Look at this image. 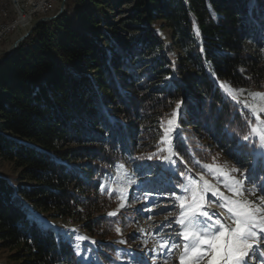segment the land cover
Here are the masks:
<instances>
[{
	"label": "trees",
	"instance_id": "trees-1",
	"mask_svg": "<svg viewBox=\"0 0 264 264\" xmlns=\"http://www.w3.org/2000/svg\"><path fill=\"white\" fill-rule=\"evenodd\" d=\"M122 1L67 0L0 61V159L19 170L0 174V248L16 264H114L106 240L135 212L110 216L100 179L178 104L173 145L186 166L211 148L264 181L257 138L236 151L256 121L220 87L264 90V0H134L112 19ZM45 212L81 222L97 238L93 260L37 219Z\"/></svg>",
	"mask_w": 264,
	"mask_h": 264
},
{
	"label": "rangeland",
	"instance_id": "rangeland-1",
	"mask_svg": "<svg viewBox=\"0 0 264 264\" xmlns=\"http://www.w3.org/2000/svg\"><path fill=\"white\" fill-rule=\"evenodd\" d=\"M0 2L4 3L0 4V7H10L7 0H0ZM133 4L134 0H123L110 13L111 18L116 20L124 18L123 16L126 17ZM58 8L59 6L55 9V12ZM55 12H51V14ZM37 18H33L31 25ZM31 25L21 28L12 36L11 34H3L4 39L0 38V45H4L5 40L11 36L8 39L9 42L6 44V47L10 46ZM227 87L236 95V102L240 104L246 102L249 106L264 107V100L254 97L256 93L264 95V90L252 91L245 87ZM224 92L227 94L225 89ZM247 110L250 112V108ZM178 113L179 109L176 107L174 109L170 108L167 113H163L159 118H156L143 133L139 132L134 152H126L127 164L116 163L113 173L100 179L98 186L99 193L105 194L110 199V201L107 200L104 204V208L108 207V213L116 212L119 215L120 212L130 207L135 212L133 216L126 218L127 221L131 222L130 224L125 222L123 226L117 225L116 229L119 228L120 231L117 232L116 230L115 235L106 240L108 243H114L115 253L110 252V255L113 256L112 261L114 264L123 263L120 258H122L123 254L126 255V253L135 256L139 264H165V262L167 264H178L182 245L180 248L174 250L171 255L161 249L159 245L162 237L167 239L170 233L172 234V238L175 239V234L179 230L175 224L170 229L166 225L179 215L178 208L174 210L171 207L172 201L169 197L171 191L180 192L179 187H174L181 180L179 176L180 172L184 173L183 181L185 185H187L190 177H199V174L203 173V178L212 183L214 187H221V190L225 191L226 195H231V193L223 189L221 183L223 178L221 177L220 181L216 180L215 173L204 168L206 164H215L224 168L230 175L236 176L231 172V162L225 155L213 152L210 148L207 151L210 155L209 161L192 158L193 162L190 167L185 166V163L176 162L177 156L174 152L173 142L179 132ZM260 116L261 119H264V113L260 114ZM170 120L172 121L171 124H169ZM99 126L104 130L108 129L106 123H99ZM256 138L259 144V137L256 136ZM72 141L67 140L64 143L72 144L74 142ZM203 145H207V143L204 141ZM259 151L257 147L255 153ZM164 157H168V160H171L172 163L169 164L167 160L163 159ZM262 160L264 161V153L262 154ZM117 169L119 170V177L116 175ZM18 172L19 170L14 169L9 162L0 159V174L6 175L11 180L18 176ZM255 183L260 184L257 180ZM248 186L244 185L245 189L253 187L251 182H249ZM101 187L105 191H101ZM259 195L258 191L255 194L245 191L244 195L238 198L258 203ZM122 203L124 207H120ZM80 208L78 207V209ZM208 210L219 212L227 217V212L214 203L210 204ZM169 212L171 215L168 214ZM48 213L51 212L38 213L37 219L44 221L45 224L57 228L59 232L65 234L64 237L70 241L75 253L79 252L77 255L80 259L85 261L93 260L92 250L97 246V238L90 235L81 227V222H78L73 217L64 220L58 217H51ZM228 223H231V221H228ZM144 228L149 229V237L143 235ZM64 230H68V232L64 233ZM77 236H84L87 239L85 241H78L76 239ZM260 244L261 246L256 249L253 258H248L247 264H264V240L260 241ZM10 255L11 252L9 250L0 248V264H16L11 260ZM123 261L125 264H135V261H132L129 255H126Z\"/></svg>",
	"mask_w": 264,
	"mask_h": 264
},
{
	"label": "snow or ice",
	"instance_id": "snow-or-ice-1",
	"mask_svg": "<svg viewBox=\"0 0 264 264\" xmlns=\"http://www.w3.org/2000/svg\"><path fill=\"white\" fill-rule=\"evenodd\" d=\"M227 94L236 101V95L225 84L220 85ZM264 100V95L254 94ZM239 103V102H238ZM245 109L250 108L248 113L256 121V126L251 128V133L243 137L244 144L236 147L237 152L248 147L250 136L259 137V144L252 143V148L264 153V119L260 114L264 113V107L256 105L249 106L246 102L241 105ZM180 105H177L179 108ZM175 115V114H174ZM172 121H169L171 124ZM234 158L235 153H232ZM151 159V157H149ZM169 164L172 163L168 157H164ZM177 163H185L177 154ZM240 162L239 160L237 161ZM204 168L215 173V179L221 181L223 189L231 195H226L221 187H214L212 183L203 178V173L199 177H190L187 185L184 184V173L180 172L181 180L174 187H179L180 192L171 191V207L178 208L179 215L169 221L166 227L169 229L173 224L178 226L176 238H172L170 233L168 238L162 237L160 248L169 255L182 245V252L179 256L178 264H247L248 258H253L256 249L261 246L260 241L264 240V181L256 184L254 169L251 167L240 172V169L232 168V173L240 172L241 178L230 175L228 171L219 165L206 164ZM251 182L253 187L245 189L244 185ZM101 191H105L101 187ZM248 191L255 194L259 192V202L247 199H239ZM122 195V193H121ZM178 202V204H177ZM216 204L227 212V217L219 212L208 210L210 204ZM120 207H124L122 203ZM171 215V213H168ZM110 216L117 215L116 212L109 213ZM231 221V223H228ZM119 232V228L116 229ZM78 241H85L84 236H77ZM79 254V252H77ZM130 256L135 264H139L135 256ZM259 255V254H257ZM167 264V262H165Z\"/></svg>",
	"mask_w": 264,
	"mask_h": 264
},
{
	"label": "built area",
	"instance_id": "built-area-1",
	"mask_svg": "<svg viewBox=\"0 0 264 264\" xmlns=\"http://www.w3.org/2000/svg\"><path fill=\"white\" fill-rule=\"evenodd\" d=\"M7 1L9 8L0 7V38H3V34L14 35L21 28L31 25L33 18L51 14L60 4L59 0ZM0 4L4 3L0 2ZM8 42L5 41V45H0V54L6 51Z\"/></svg>",
	"mask_w": 264,
	"mask_h": 264
},
{
	"label": "water",
	"instance_id": "water-1",
	"mask_svg": "<svg viewBox=\"0 0 264 264\" xmlns=\"http://www.w3.org/2000/svg\"><path fill=\"white\" fill-rule=\"evenodd\" d=\"M66 1L67 0L60 1L59 8L55 13L38 17L28 30H26L21 36L15 39L10 46L7 47L5 56L3 58H0V61H3L14 54L18 50L20 42L24 40L37 27V25L58 18L64 11Z\"/></svg>",
	"mask_w": 264,
	"mask_h": 264
},
{
	"label": "bare ground",
	"instance_id": "bare-ground-1",
	"mask_svg": "<svg viewBox=\"0 0 264 264\" xmlns=\"http://www.w3.org/2000/svg\"><path fill=\"white\" fill-rule=\"evenodd\" d=\"M16 1H22V0H16ZM5 37H6V36H5ZM3 39H4V38H3ZM118 171H119V170L117 169V174L115 173V174L117 175V177H119V173H118ZM115 178H116V177H115Z\"/></svg>",
	"mask_w": 264,
	"mask_h": 264
}]
</instances>
